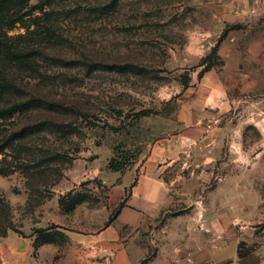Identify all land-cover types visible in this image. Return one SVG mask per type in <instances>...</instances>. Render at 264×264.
I'll return each instance as SVG.
<instances>
[{"label": "rangeland", "instance_id": "374dc122", "mask_svg": "<svg viewBox=\"0 0 264 264\" xmlns=\"http://www.w3.org/2000/svg\"><path fill=\"white\" fill-rule=\"evenodd\" d=\"M254 5L0 0V76L58 105L0 120V133L44 120L75 130L47 129L0 155V264H10V249L34 242L39 230L64 245L67 230L106 226L113 212L104 181L121 175L106 169L114 149L138 162L157 138L136 115L166 118L182 97L199 92L214 102L210 136L164 176L166 210L148 229L125 228L122 237L134 264L162 249L175 263L188 262L200 246L220 259L206 264H264V51L262 8L257 16ZM27 50L72 65H10V53Z\"/></svg>", "mask_w": 264, "mask_h": 264}, {"label": "crops", "instance_id": "0c3cea01", "mask_svg": "<svg viewBox=\"0 0 264 264\" xmlns=\"http://www.w3.org/2000/svg\"><path fill=\"white\" fill-rule=\"evenodd\" d=\"M254 1L257 16L258 6L262 8L258 41L264 51V0ZM213 105V100L205 92H199L195 96L182 97L175 111L166 118H144V129H149L157 138L145 146L139 161L131 169L115 177L112 183L104 181L110 187L108 202L111 211L123 203L114 220L90 233L67 230L68 240L64 245L48 243L34 247L33 241L21 242L22 246L18 244L10 249V264H134L135 254L121 233L125 228L148 229L170 205L171 197L164 176L170 168L179 166L187 148L210 136L211 124L216 118ZM113 192L117 193L116 199L111 196ZM173 254L162 249L147 264L220 261L206 246L192 251L188 262L183 258L175 263Z\"/></svg>", "mask_w": 264, "mask_h": 264}, {"label": "trees", "instance_id": "16d2710c", "mask_svg": "<svg viewBox=\"0 0 264 264\" xmlns=\"http://www.w3.org/2000/svg\"><path fill=\"white\" fill-rule=\"evenodd\" d=\"M114 1L112 0V2ZM10 57V65L12 66L18 64L23 59L27 60L28 62H34V60H38L47 63L51 61L54 65L61 67H71L72 65L71 62H67L56 57H51L41 50H35L33 52L29 50L20 51L15 52V54L10 53ZM57 107L58 105L56 103L49 101L46 97L31 94L11 79L8 80L3 76H0V120L12 119L26 113L30 114L32 112H38L41 110L55 111ZM151 114L152 113L149 111H140L136 117L138 116L143 118L150 116ZM51 128L61 132L68 131L69 133H75L74 129L65 130L66 128L64 126L54 124L52 121L44 120L28 123L22 125L19 128H15V130L13 129L12 132H10V130H6L5 132L0 133V155L5 154L6 151H10L13 146H15L17 143H20L22 140L28 139L42 131H46L47 129ZM3 162H6V158H4L2 161L0 160L1 164ZM135 162L136 159L133 155L129 154L128 152L118 153L117 150L114 149L113 156L108 160L106 169L110 172L124 174L126 171L131 169ZM3 172L6 171L0 169V174ZM122 206L123 203H120V205L113 211V216L107 225H109L114 220ZM39 233L40 235L43 234L45 236H41L42 238H39L40 235H37V238L33 242L34 247L48 243H57L56 240H47L49 236L44 234L45 230H39ZM238 256L241 257L239 254ZM232 262V259H229L225 262V264H232Z\"/></svg>", "mask_w": 264, "mask_h": 264}]
</instances>
